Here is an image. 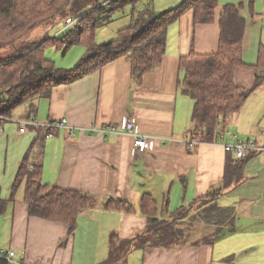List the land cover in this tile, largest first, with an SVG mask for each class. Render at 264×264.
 Returning <instances> with one entry per match:
<instances>
[{"label":"crops","instance_id":"crops-1","mask_svg":"<svg viewBox=\"0 0 264 264\" xmlns=\"http://www.w3.org/2000/svg\"><path fill=\"white\" fill-rule=\"evenodd\" d=\"M84 1L86 5L94 0ZM141 1L117 11L124 12L129 7L130 22L126 26L134 12L150 7L160 13L174 8L180 0H164L161 4L145 0L140 8ZM228 3L237 5L245 20L242 59L249 65L236 68L233 80L250 87L255 76L250 65H255L259 48L264 45V0H218L213 21L195 22L188 11L169 25L159 66L143 74L140 81L132 77L129 60L120 57L81 78L57 85L48 98L35 99L33 113L30 114L29 105L23 104L0 121V197L5 201L0 210V249L15 251L13 262L101 264L108 256L112 233L129 238L144 230L147 217L137 208L144 194L157 200L159 216L170 217L177 208L224 186L229 154L223 143L255 138L264 144V122L257 119L264 84L253 90L242 106L244 109L248 100L255 98L246 109L248 116L240 115L241 108L229 117L227 123L237 134L225 127L226 134H217L213 141L185 142L190 139L193 99L181 85V58L191 49L198 54L217 50L220 10ZM85 5L76 15L68 14L66 18H75L94 6ZM64 26L67 27L65 22ZM69 27L62 26L51 36L62 34ZM37 36L40 33L34 36L39 39ZM77 47L80 57L87 54L85 47ZM129 115L135 117L139 131L167 140L145 153L134 154L129 135H104L89 130L91 126L120 127ZM62 118L67 120V127L47 131L37 130L34 124L20 130L21 121L42 123ZM26 156L30 165L40 166L42 183L84 191L97 198L94 207L79 212L72 234L66 223L28 214L24 182L13 187L18 167ZM110 198L134 205L135 211L105 209L104 203ZM217 203L234 209V231L213 239L214 226L198 222L189 231L188 242L133 249L115 264H264L263 155L245 158L242 180L226 186Z\"/></svg>","mask_w":264,"mask_h":264},{"label":"trees","instance_id":"trees-1","mask_svg":"<svg viewBox=\"0 0 264 264\" xmlns=\"http://www.w3.org/2000/svg\"><path fill=\"white\" fill-rule=\"evenodd\" d=\"M73 1L0 0V116L10 117L12 111L23 104L29 105L31 114L35 109V99L48 98L57 85L72 82L120 57L129 60L132 77L140 81L143 74L159 66L165 53L167 29L172 22L188 11L192 12L195 22H211L218 6V0H182L174 8L160 13L148 7L136 16L134 12L130 25L119 29L115 38L97 43L96 30L111 22L115 12L134 5L138 0H94V6L75 16L74 24L64 33L41 40L29 36L37 26L48 28L62 20L64 11ZM218 22L220 33L216 51L198 54L191 49L181 58L184 70L181 85L193 99L192 126L189 130L191 140L210 142L217 134L225 135L229 117L242 108L253 90L264 84V45L259 48L255 65H250L255 71L252 85L244 87L233 80L236 68L249 66L242 59L246 23L239 14V7L231 3L223 5ZM73 46L85 47L87 54L70 68L57 66L45 53L50 48L65 53ZM34 126L37 130H53ZM226 152L229 155L224 186L177 208L170 217L159 216L157 200L151 194H144L137 207L147 217L144 230L129 238H119L112 233L108 256L101 264H115L137 248L171 247L186 243L189 231L198 222L214 226L213 239L234 231V209L219 206L217 198L231 182L242 180L245 158L255 153L237 158L233 152ZM28 157L20 163L13 184L16 188L24 182L28 214L66 223L68 233L72 234L79 212L94 207L97 198L84 191L42 183L40 166L30 165ZM4 202L0 197V210ZM104 208L129 213L135 211L134 205L113 198L106 200ZM204 240L210 239L205 237ZM0 264L21 263L0 255Z\"/></svg>","mask_w":264,"mask_h":264},{"label":"built area","instance_id":"built-area-1","mask_svg":"<svg viewBox=\"0 0 264 264\" xmlns=\"http://www.w3.org/2000/svg\"><path fill=\"white\" fill-rule=\"evenodd\" d=\"M75 18L67 17L65 19V25L71 26L75 22ZM0 119H5L0 116ZM37 124L41 127L55 129L62 126H68L67 120L62 118L58 121H47L42 123H37L34 120L21 121L20 130L23 131L24 126L26 125H34ZM91 132L97 131L101 134H107L109 132H116L121 134H127L132 138L133 143V152L134 154L145 153L146 151L152 150L157 143L162 144L167 139L165 137H159L152 134H147L139 131L136 123V119L133 115L127 116L120 127H116L115 125H108L103 127L91 126L89 128ZM51 132H49L50 135ZM187 143H193L195 140L185 139ZM223 148L225 151H231L237 158H244L251 153L260 154L264 156V144L257 142L254 138L248 140H236L231 143H223ZM15 251L13 250H2L0 249V255L5 258H11L14 256Z\"/></svg>","mask_w":264,"mask_h":264},{"label":"rangeland","instance_id":"rangeland-1","mask_svg":"<svg viewBox=\"0 0 264 264\" xmlns=\"http://www.w3.org/2000/svg\"><path fill=\"white\" fill-rule=\"evenodd\" d=\"M156 2H159L160 4L164 2V0H155ZM182 0L179 1V3ZM145 0L141 1V4L139 5V7L141 8L144 5ZM177 3V4H179ZM95 3L94 1L92 3H87L85 5V1L84 0H75L72 2L71 6L68 7L67 10L64 11V14L62 15V18L66 17L68 14H77L79 11V8H81L82 6H93ZM176 4V5H177ZM166 4H164L165 6ZM162 8V7H160ZM167 10V9H166ZM165 11V10H163ZM161 11V12H163ZM129 7H126L124 9V12H116L115 16L113 18V21L106 26H102L99 27L96 32H95V41L97 42H107L110 39L115 38L116 36V32L118 29L123 28L124 26L128 25L130 22V18H129ZM138 12L135 13V16L137 15ZM124 15V17H123ZM63 18V19H64ZM63 19L58 20L57 22H55L52 26L45 28L43 26H37L35 27V29L33 31H31V33H29L31 37H34L36 34L38 35L40 33V36H37V38H39V40L45 38L47 35L51 36V34H54V32L56 30H58L59 28H61L62 26L65 28L67 27L64 26V21ZM51 30V31H50ZM45 35V37H42V35ZM80 48H78L77 46L75 47V49L69 50L68 52H66V54H64L63 50H56L55 48H50L49 50H47V55L48 57H50L57 66H67V67H63V68H70L72 67L76 60L81 56V50H79ZM64 54V55H63ZM254 97L251 98L250 100H248L249 102L246 104V106L244 107V109L242 110V112H240V115H242V117H246L248 116L247 114H245L247 107L251 104V101H254ZM263 103H260L259 106V114L257 115V119L261 118V120L264 122V97H263ZM252 115H249L250 119H251ZM226 128L228 130V132H232V133H236L235 128L232 127V125L230 123H226ZM241 132V131H240ZM237 134V133H236ZM241 134H247V133H243L241 132ZM245 136V135H243Z\"/></svg>","mask_w":264,"mask_h":264}]
</instances>
